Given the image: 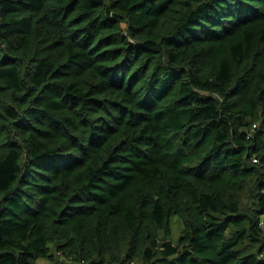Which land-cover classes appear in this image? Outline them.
<instances>
[{"label": "trees", "instance_id": "1", "mask_svg": "<svg viewBox=\"0 0 264 264\" xmlns=\"http://www.w3.org/2000/svg\"><path fill=\"white\" fill-rule=\"evenodd\" d=\"M263 188L264 0H0V264H264Z\"/></svg>", "mask_w": 264, "mask_h": 264}, {"label": "rangeland", "instance_id": "2", "mask_svg": "<svg viewBox=\"0 0 264 264\" xmlns=\"http://www.w3.org/2000/svg\"><path fill=\"white\" fill-rule=\"evenodd\" d=\"M172 223H173L172 242L176 243L182 234L183 226H182L181 220L177 218L176 216L173 217ZM39 264H51V263H49L47 260H39Z\"/></svg>", "mask_w": 264, "mask_h": 264}, {"label": "built area", "instance_id": "3", "mask_svg": "<svg viewBox=\"0 0 264 264\" xmlns=\"http://www.w3.org/2000/svg\"><path fill=\"white\" fill-rule=\"evenodd\" d=\"M263 193H264V188H263ZM260 225L262 226V228L264 229V213L261 217V220H260Z\"/></svg>", "mask_w": 264, "mask_h": 264}]
</instances>
